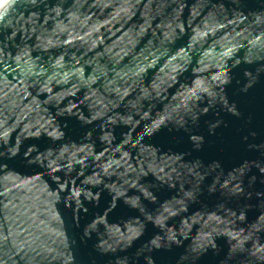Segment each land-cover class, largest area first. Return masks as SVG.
<instances>
[{
	"label": "water",
	"instance_id": "obj_1",
	"mask_svg": "<svg viewBox=\"0 0 264 264\" xmlns=\"http://www.w3.org/2000/svg\"><path fill=\"white\" fill-rule=\"evenodd\" d=\"M0 264H264V0H0Z\"/></svg>",
	"mask_w": 264,
	"mask_h": 264
}]
</instances>
